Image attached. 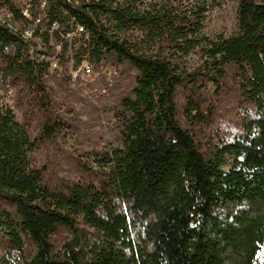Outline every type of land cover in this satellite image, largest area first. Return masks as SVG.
Wrapping results in <instances>:
<instances>
[{"label": "trees", "instance_id": "16d2710c", "mask_svg": "<svg viewBox=\"0 0 264 264\" xmlns=\"http://www.w3.org/2000/svg\"><path fill=\"white\" fill-rule=\"evenodd\" d=\"M47 1L88 34L75 61L118 72L66 116L48 83L69 77L0 26L22 111L0 105V264H264V0H239L213 38L221 0Z\"/></svg>", "mask_w": 264, "mask_h": 264}, {"label": "built area", "instance_id": "2783aa9c", "mask_svg": "<svg viewBox=\"0 0 264 264\" xmlns=\"http://www.w3.org/2000/svg\"><path fill=\"white\" fill-rule=\"evenodd\" d=\"M0 26L17 36L29 56L46 64L49 73L67 75L72 83H90L117 74L116 67L105 60L97 67L86 55L75 61V51L85 46L88 34L74 19L65 23L51 19L47 0H0ZM11 50L9 44L0 46L3 53ZM11 97L10 86L0 85V105Z\"/></svg>", "mask_w": 264, "mask_h": 264}, {"label": "rangeland", "instance_id": "374dc122", "mask_svg": "<svg viewBox=\"0 0 264 264\" xmlns=\"http://www.w3.org/2000/svg\"><path fill=\"white\" fill-rule=\"evenodd\" d=\"M239 0H221L220 5L214 7L210 11L206 13L205 19H204V28H203V34L205 36H208L209 38L215 37L217 34H225L229 35L232 34L236 30V9L238 5ZM201 55L199 53V50H196L195 52H192L187 57V65L190 68H194L201 62ZM117 69V68H116ZM118 72V70L116 71ZM115 75H108L109 79H106L107 82H110ZM97 81V80H96ZM95 82L90 83H72L68 82L65 87H58L53 85L52 83H48L51 87V89L54 92V99L55 102L58 104V107L60 108V111L66 115L70 116L72 111L77 112L79 110V102L76 100L75 95L83 96V95H92L98 91H100L99 83L96 85H93ZM12 97L6 101L2 100L1 103L3 105L7 104L6 106H9L14 108L17 118L20 120L22 117V111L15 103V96H16V89L14 87H11ZM101 92H104V90H101ZM75 94V95H74ZM226 117H232L233 112L230 111L229 113H226ZM82 119H84V116H82ZM215 126L220 127L222 131H224L223 124H215ZM214 126V127H215ZM30 136H36L38 133V126L35 121H33L30 125ZM213 133V128H209L206 130L205 134L207 135L205 139L202 138V140L208 139V135ZM74 140V137H67L66 138V145H71ZM203 142V141H202ZM87 145V144H85ZM90 146V145H89ZM44 154L45 149L44 146H40L39 148L35 149L32 153V158L37 164H41L44 160Z\"/></svg>", "mask_w": 264, "mask_h": 264}]
</instances>
